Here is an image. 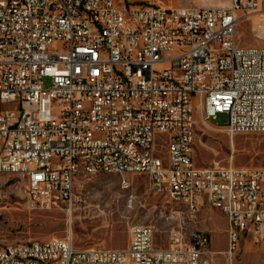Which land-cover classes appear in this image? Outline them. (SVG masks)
I'll return each instance as SVG.
<instances>
[{
	"label": "built area",
	"instance_id": "built-area-1",
	"mask_svg": "<svg viewBox=\"0 0 264 264\" xmlns=\"http://www.w3.org/2000/svg\"><path fill=\"white\" fill-rule=\"evenodd\" d=\"M199 124L264 135V0H0V175L14 193L71 210L81 176L146 175L183 209L166 249L150 226L122 250L78 248L68 231L0 246V264H214L210 239L184 231L205 204L226 217L229 260L242 242L264 247V169L197 166Z\"/></svg>",
	"mask_w": 264,
	"mask_h": 264
},
{
	"label": "rangeland",
	"instance_id": "rangeland-1",
	"mask_svg": "<svg viewBox=\"0 0 264 264\" xmlns=\"http://www.w3.org/2000/svg\"><path fill=\"white\" fill-rule=\"evenodd\" d=\"M124 1L170 8L190 5L189 0ZM206 1L211 5L226 0ZM243 43L257 45L249 36ZM44 86H50L49 79H44ZM211 123L225 126L228 116L219 114ZM196 133L193 157L197 166L264 169V135L231 136L225 130H210L202 124ZM125 179L128 186L116 174L81 176L76 183L81 201L71 210L66 207L41 210L32 208L26 198L14 193L13 176L0 175V246L62 239L69 231L78 248L122 250L130 241L131 227L150 226L154 229L156 247L166 249L170 231L177 227L183 209L167 196L154 192L148 176L126 175ZM5 181L8 183L3 186ZM226 230V217L207 204L196 219H186L184 225L188 235L200 231L210 239V248L216 253L214 264H264V247L250 241L242 242L240 252L229 260L224 254L228 249Z\"/></svg>",
	"mask_w": 264,
	"mask_h": 264
},
{
	"label": "crops",
	"instance_id": "crops-1",
	"mask_svg": "<svg viewBox=\"0 0 264 264\" xmlns=\"http://www.w3.org/2000/svg\"><path fill=\"white\" fill-rule=\"evenodd\" d=\"M188 3L190 4L189 6H193L194 3L197 4V8H211L213 6L219 7L218 5H220L221 7H229L231 5V0H226L225 2H220L219 4L210 3L211 5H209V3L206 0H189Z\"/></svg>",
	"mask_w": 264,
	"mask_h": 264
},
{
	"label": "bare ground",
	"instance_id": "bare-ground-1",
	"mask_svg": "<svg viewBox=\"0 0 264 264\" xmlns=\"http://www.w3.org/2000/svg\"><path fill=\"white\" fill-rule=\"evenodd\" d=\"M185 4V3H184ZM102 174H104V173H102ZM108 174H112V173H108Z\"/></svg>",
	"mask_w": 264,
	"mask_h": 264
}]
</instances>
